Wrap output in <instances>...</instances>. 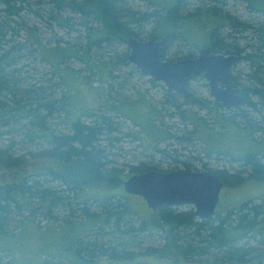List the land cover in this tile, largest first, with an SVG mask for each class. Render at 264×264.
I'll return each instance as SVG.
<instances>
[{
  "label": "trees",
  "instance_id": "1",
  "mask_svg": "<svg viewBox=\"0 0 264 264\" xmlns=\"http://www.w3.org/2000/svg\"><path fill=\"white\" fill-rule=\"evenodd\" d=\"M132 1L134 0H0V136L19 126L18 130L14 131H17L20 136L26 139L29 137V141L33 144L41 141L39 143L49 146L43 151L46 157L68 163L88 164L101 171H105V166L113 163V160L109 158L112 156L111 152L106 151L108 147L102 145V138L112 145L113 141L120 142L122 137H109L115 130L111 127L113 122L101 110L104 108L108 109V114H120L138 126L126 115L127 112L122 109L121 105L124 102H144L145 98L144 96H138L132 100L113 98L110 103L107 100H101L103 102L101 106H83L84 109L80 111L72 103L73 90L70 85L73 78L79 81V84L97 89L95 97L100 95V92L98 87L91 84L89 76L80 75L79 70L67 67L68 60L79 58L87 65L85 68L90 70L96 67L100 73H104L108 63H97L95 56L99 51L114 47V45H127L129 37L141 39L144 35L166 36L171 43L178 41L183 46H188L190 40L186 33L189 18L180 14L182 2L167 8L163 7L159 11L147 12L132 9ZM243 1L247 2L249 11L255 14L253 16L259 23L264 16V0ZM198 3L204 4L207 13L211 12L212 15L218 16L213 21L215 26H208L210 31H207L206 27L208 36L203 44L212 52L241 54L245 50L240 47V40L246 39L248 37L246 34L249 33L254 36L251 38L253 39L251 50L246 52L245 59L251 66L248 78L252 85L240 87L246 107L259 114L264 106V24L240 21L225 10V0H198ZM35 6H39L42 11L44 8L48 10L52 19L60 27L71 32L76 30L75 26L78 24L84 30L83 45H80L77 50L62 47L61 44H56L51 48L47 47L37 33L27 26L22 14L30 11L38 18H43V13H40L42 11L35 10ZM67 12L75 14L77 18L67 16ZM207 20L204 23L203 19L198 17L195 21L204 28ZM13 24L27 29L30 36L27 42H17L14 38L7 37L8 31L4 29L11 30ZM223 24L229 26L231 30L229 33L220 32L219 27ZM149 25L152 26V30L146 32V27ZM16 31L19 32V30ZM7 44L10 45L7 46ZM27 52L49 63L59 82L45 87L27 84L20 77L18 68V63ZM167 54L168 50L163 53L165 59ZM194 56L195 53L189 51L181 57L192 58ZM110 62L112 69L117 65L131 64L129 46L126 52ZM150 81L154 86L163 87L155 79H150ZM235 83L237 84L236 81ZM59 85L65 86L67 92L62 93L61 97L58 96ZM252 96L258 98L259 101L253 102L250 98ZM177 97L178 94L166 89V98L162 101V108H173L183 119H188L193 123L196 126L195 132L198 133L196 139L201 140V123H205V120L194 112L188 113L187 110H183L182 106L193 104L201 109L208 108L217 113L222 105L213 102L210 106L208 101L195 98L193 94L183 103L179 102ZM147 103L146 101V106H148ZM69 106L74 108V112L68 110ZM96 109L100 110V114H95ZM63 111L65 114L62 123L67 126L68 132L57 133L56 129L50 127L49 120L61 115ZM148 111L150 115L146 121L153 126V129L143 138L150 139L157 147L173 135L167 128L156 124V120L152 117L155 113L149 106ZM234 112L242 118L245 127H248L245 111L234 109ZM84 113L93 120L83 121L80 116ZM219 116L217 115L236 125L232 119L234 116ZM213 119L220 125L215 116ZM23 122H27L23 125L28 127V129L27 127L23 129L24 133L21 131ZM207 126L210 128L209 125ZM258 129L264 132V127ZM131 137L136 141L142 139L139 130L132 133ZM188 139L192 140L191 137ZM12 148H14V142H11L6 149H0V165L6 167L23 165L22 157H14L11 154ZM157 151L165 153L162 149H157ZM170 156L172 155L168 154V157ZM261 157H264V153L253 151L245 152L236 160L241 161L243 171L250 174V179L263 181L264 161ZM173 160L175 161V158ZM150 162L153 163V159H150ZM179 164L184 165L185 171H190V164L187 161ZM203 165L206 166V164ZM134 169L128 177L137 173L160 170L149 163L148 165L141 163ZM205 169L210 170L224 184L231 177L227 173L224 174V171L217 172L206 167ZM31 176L25 175L16 182L0 184V238L6 243L5 247L0 249V254L5 253L6 257H10L3 264H154L148 260L149 257L159 260L170 259L169 250L176 251L188 262L199 261L202 258H213L215 264L263 261L264 201L259 203H254L253 200L245 201L236 208L226 210L224 215L216 212L215 216L208 220L198 219L194 214V209L190 206L189 210L179 212H177L178 207L162 206L158 209V214L164 225L165 244L162 247H145V232L153 234L154 231L149 225L146 214L137 226L129 221L128 217L136 214L129 202V196L125 197V202H121L120 199H111L113 198L111 196L104 198L99 204L102 211L90 212L87 207L88 203H86L89 199H80L84 193L79 188L80 180L70 182L64 179L62 183L67 186L62 193H59L56 189L46 187L42 181L32 180ZM234 176L236 175H232L233 178ZM80 204L84 206L79 208ZM28 209V213L25 214ZM56 209L68 212L62 224L50 227L58 233L57 241H53L54 233L46 238H37V242L47 239L42 249L30 255L31 258L23 263H17L16 252L13 249V237L17 238L27 225L38 231L49 229V227L44 228L38 224L33 217L42 216V218L58 220L59 216L55 214ZM79 212L78 216L81 217H75L74 215ZM124 221L129 223L123 227ZM95 226L97 227L93 229ZM70 232L73 234L69 235ZM92 234H95L93 241L88 239ZM107 237L109 241L105 239ZM251 241H256L259 246H251L249 243Z\"/></svg>",
  "mask_w": 264,
  "mask_h": 264
},
{
  "label": "rangeland",
  "instance_id": "2",
  "mask_svg": "<svg viewBox=\"0 0 264 264\" xmlns=\"http://www.w3.org/2000/svg\"><path fill=\"white\" fill-rule=\"evenodd\" d=\"M179 1L180 3L182 2L181 13L193 12L198 9V5H201V3H198V0H134L132 1L131 7L134 10L152 12L154 10L159 11L163 9V7H170ZM225 1H227V3L224 4L225 10L240 21L253 24L258 23L255 16H253L255 14L249 11L246 1ZM34 9L42 11L39 6H35ZM48 12L49 11L45 10V8L40 12L43 13V18H38L35 13L30 11L22 13L27 26L31 27L32 30L37 33L47 47L51 48L56 44H61L62 47L65 46L77 50L80 45H83L82 34L84 30L80 28L78 24L75 26L76 30L71 32L66 28L60 27ZM66 15L77 18L75 14H70L68 12ZM205 21L206 20H204V23ZM259 21L258 24H264V16H262ZM209 25L215 26L214 23H210V21L207 20V25L204 27V30L199 22L189 20L186 26V33L190 39L188 46H183L178 41L173 42L168 49L166 57L175 59L183 56V54L186 55L189 51L198 53V49L200 50V47H203V43L205 44V39L208 36L207 31L211 30L208 29ZM219 28L220 32L229 33L231 31L226 24L221 25ZM16 30H19V32ZM146 30V32L152 30V26L149 25L146 27ZM4 31H8L7 37L14 38L17 42H27L30 38L27 29L16 24L12 25L11 30L5 28ZM198 35L200 37H198ZM246 36H248L246 39L243 38L239 42L240 47L245 50V54L251 50V45L253 44V39L251 40V38H254L252 33L246 34ZM9 45L10 44H7V46ZM127 46L128 44L114 45V47H109L98 52V55L95 56L97 63H108V67L104 70V73H100L99 69L96 67L90 70L85 68L87 65L79 58H70L68 60L66 66L79 70L80 75L89 76L91 78V84H93L94 87H98L100 92V95L95 97L97 89L82 83L79 84V81L70 77L72 79V84L70 86L73 90V105L76 109L81 111L84 109L83 106L98 107L101 106L103 103L102 101L107 100L110 103L113 98H126L132 100L133 98H138V96H144L145 100L148 102L147 105L155 113L152 117L156 120V124H160L161 127L167 128L173 137L165 143L161 142L157 147L150 139L143 138L153 129V126L146 121L150 113L148 111V106L145 104V100L144 102L138 101L135 103L124 102L121 105L122 109L127 112L126 115L138 126H135L129 119L120 114H108V109L103 108L101 112L110 117L111 122H113L111 127L115 129L109 137H122V140L120 142L113 141L112 145H109V141L102 138V145L108 147L106 151L111 152L112 156L109 158L111 161L113 160V163L105 166V171H101L88 164L80 162L68 163L56 158L44 156L43 151L47 150L49 146L39 143L41 141L37 144L31 143L29 137L26 139V137H22L17 131H14L18 130L19 126H16L13 128L14 130H9L10 132L0 136V149H6L11 142H14V148H12L10 152L14 157H22L23 165L18 167L0 165V184L16 182L25 175H32V180L42 181L46 187L52 188L53 190L56 189V191L62 193V190L67 186V184L64 185L62 183L64 179L70 182L80 180L79 183L81 184L79 188L84 191L80 199H89L86 203H88L87 207L90 212H101L102 209L99 204L104 198L106 199L111 196L113 197L111 199H120L121 202H125V197L129 196V202L136 212V214H132V216L128 217L129 221L137 226L142 221L144 214H146L149 225L154 231L153 234L145 232V247H162L165 244L166 238L164 225L160 221L158 210L150 209L142 197L129 195L124 191L123 185L124 181L129 178L128 174L135 170L134 168L141 163L147 165L149 163L152 167H156L161 171L179 172L186 170L184 165L179 163L187 161L190 164V170H208L205 169L206 167L217 172L224 171V174L227 173L231 177H229L228 182L224 184L221 190L220 199L216 208V212L221 215H224L226 210L236 208L241 203L248 200H253L254 203L264 201V180L250 179V174L243 171L241 161L236 160L243 156L245 152L255 151L262 154L264 153V132L258 129L264 127V106L259 114L256 111H251L245 104L238 108L239 110L241 109V111H245L247 115L248 127H245L242 118L236 115L234 110L229 111L222 107L215 113L208 108L201 109L197 105L184 104L182 106L183 110H187L188 113L194 112L196 115L203 118L205 123L210 126L209 128L205 123H201V140L196 139L198 133L195 132L196 126L193 123L188 119H183L181 115L177 114V110L173 108H162V101L166 98L167 89L162 82L157 81L161 83L163 87L160 85L154 86L150 81L152 78L141 73L131 62V64L127 66L117 65L112 69L110 61L112 59L115 60L126 52ZM32 54L33 53H25V56L18 63L20 77L29 85L35 84L43 87L54 82H59L58 77L53 74V67L45 60ZM250 73L251 66L247 61H242L236 66L234 75L236 76V82L239 86L249 87L252 85L248 78ZM189 85L195 98L206 100L209 102L210 106L213 105L215 100L210 93L209 87L203 84L201 76L194 77ZM65 92V86L59 85L58 96L61 97L62 93ZM250 98L253 102L259 101L258 98L254 96ZM177 99L181 103L186 100L179 94ZM166 107L168 106L166 105ZM68 110L74 112L73 107L69 106ZM64 114L65 112L63 111L61 115H57L52 120H49L50 127L56 129L57 133L68 132L67 126L62 123ZM95 114H100V110L96 109ZM217 115H224L226 117L234 116L232 119L236 125L230 121L219 118L220 116L217 117ZM214 116L217 118L220 125L214 121ZM80 118L86 122L93 120V118L90 119L86 113L81 115ZM25 123L27 122H23L21 126V131H23V133V129L27 127L23 125ZM137 130H139V135L142 136V139L140 138L139 141L131 137V134ZM188 137H191L192 140H189ZM157 149H162L165 153H161L157 151ZM220 152H224L225 154ZM168 154L172 156L168 157ZM173 158H175V161ZM150 159H153V163L150 162ZM261 160L264 161V157H261ZM203 164H206V166ZM232 175L236 176L233 178ZM73 194H70V196H73ZM83 206V204H80L79 208ZM190 207L179 206L177 212L189 210ZM28 211L29 209L25 214H27ZM55 214L59 216L58 220L46 219L44 217L42 218V216H38L37 218L35 216L33 217L34 221L38 222V224L44 228L49 227V229L38 231L27 225L24 226L17 238L13 237V249L16 252L15 260L17 263H23L25 260L31 258L30 255L36 254L40 248L42 249L47 239L37 242V238H46L48 235L54 233L53 241H57L58 233L50 227L62 224V221H64L63 218L68 216V212L56 209ZM78 214L80 215V212L76 213L74 216L80 218L81 216H78ZM127 223L129 222L124 221L122 226L124 227ZM96 227L97 226L93 229ZM65 231L66 227L64 228V232ZM71 234H73V232L69 233V235ZM88 239L93 241L95 239V234L89 236ZM105 239L109 241L108 237ZM249 243H251V246H259L256 241H251ZM5 244V240L0 238V249L5 247ZM240 244L244 245V243ZM169 254L171 257L170 259L159 260L154 257H149L148 260L154 264H215L213 258H202L199 261L188 262L174 250H169ZM0 257H2L0 258L2 264L10 258L6 257L5 253H1ZM242 264H264V258L261 262Z\"/></svg>",
  "mask_w": 264,
  "mask_h": 264
},
{
  "label": "water",
  "instance_id": "3",
  "mask_svg": "<svg viewBox=\"0 0 264 264\" xmlns=\"http://www.w3.org/2000/svg\"><path fill=\"white\" fill-rule=\"evenodd\" d=\"M127 44L129 61L144 75L162 82L169 91L188 99L191 96L189 82L203 76L217 103L226 109H237L241 105L243 95L232 76L233 68L245 60L244 54L214 53L206 47L196 58L165 59L163 53L169 47L166 36L159 39L154 35L144 41L129 37ZM223 186L210 170H151L131 175L123 185L127 194L142 197L152 210L162 206H192L200 220L215 216Z\"/></svg>",
  "mask_w": 264,
  "mask_h": 264
},
{
  "label": "flooded vegetation",
  "instance_id": "4",
  "mask_svg": "<svg viewBox=\"0 0 264 264\" xmlns=\"http://www.w3.org/2000/svg\"><path fill=\"white\" fill-rule=\"evenodd\" d=\"M180 2V1H179ZM178 3V2H177ZM177 3H175L174 5H176ZM225 3H227V1H225ZM200 4V3H199ZM174 5H172V6H174ZM181 10H182V6H181V8H180V14L182 15V16H184V17H188L189 18V20H192V19H194V20H196L198 17H200V19H203V21L204 20H206V19H208L209 21H211L212 23H213V21L214 20H216L217 19V17L218 16H214V15H212V13L210 12V13H207V9H206V7H204V4L203 3H201V5H198V9H196V10H194L193 12H188V13H181ZM206 32V31H205ZM152 36H154V35H151V36H149V35H145V36H143L141 39H138V40H141V41H144V40H146V39H149V38H151ZM163 37V36H162ZM158 38L160 39L161 37H159L158 36ZM169 40V39H168ZM205 42H206V40H205ZM171 41L169 40V47H168V49L171 47ZM204 44V43H203ZM199 47H200V45H199ZM198 47V48H199ZM207 46H203V47H200L201 49L199 50L198 49V53L196 52L195 53V56L194 57H192V58H196L199 54H200V52H201V50L203 49V48H206ZM194 48V47H193ZM207 48H209V47H207ZM167 49V50H168ZM222 54H225V53H222ZM241 54H244L245 56H246V54H245V52H242ZM180 58H185V57H180ZM245 59H246V57H245ZM243 61H245V60H243ZM240 64V63H239ZM238 65V64H237ZM236 65V66H237ZM236 66L233 68V76H232V80H233V82H234V84H235V86H237V87H239V89H240V92H241V87L238 85V83L236 84L235 83V81H236V76L234 75V73H235V70H236ZM202 77V79H203V76H201ZM193 79V78H192ZM191 79V80H192ZM191 82V81H190ZM190 82H189V84H190ZM203 84L204 85H206L205 84V81H204V79H203ZM207 86V85H206ZM222 86V85H221ZM189 88H190V85H189ZM191 90V89H190ZM191 94H192V91H191ZM241 94H242V92H241ZM243 95V94H242ZM243 98H244V96H243ZM221 104V103H220ZM222 105V104H221ZM243 105H244V100H243ZM223 107V106H222ZM224 108V107H223ZM227 110H234V109H227Z\"/></svg>",
  "mask_w": 264,
  "mask_h": 264
},
{
  "label": "bare ground",
  "instance_id": "5",
  "mask_svg": "<svg viewBox=\"0 0 264 264\" xmlns=\"http://www.w3.org/2000/svg\"><path fill=\"white\" fill-rule=\"evenodd\" d=\"M130 49V48H129ZM130 54V53H129ZM243 100H244V98H243ZM243 100H242V103H241V105L238 107V108H240L242 105H243ZM216 102V101H215ZM223 106V105H222ZM237 108V109H238Z\"/></svg>",
  "mask_w": 264,
  "mask_h": 264
}]
</instances>
